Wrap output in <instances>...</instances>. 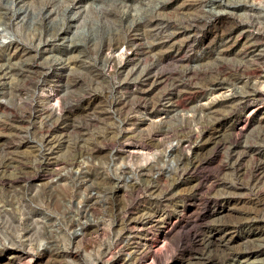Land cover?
Wrapping results in <instances>:
<instances>
[{
  "label": "rangeland",
  "instance_id": "obj_1",
  "mask_svg": "<svg viewBox=\"0 0 264 264\" xmlns=\"http://www.w3.org/2000/svg\"><path fill=\"white\" fill-rule=\"evenodd\" d=\"M205 250L264 264V0H0V264Z\"/></svg>",
  "mask_w": 264,
  "mask_h": 264
},
{
  "label": "bare ground",
  "instance_id": "obj_2",
  "mask_svg": "<svg viewBox=\"0 0 264 264\" xmlns=\"http://www.w3.org/2000/svg\"><path fill=\"white\" fill-rule=\"evenodd\" d=\"M212 235H214V234H212ZM209 236V239L207 240V244H206V247H207V251H211V248H212V250L215 248V249H220L221 251H222V253H223V251H226V249L222 246V244H221V240H220V238H217V236H216V238L214 237V236ZM206 250L203 252L202 251V253H200L198 256H195L194 258H193V262H192V264H207L206 263V259H207V257H206V255H208L206 252H207ZM230 253L228 252V250H227V252H226V255L228 256Z\"/></svg>",
  "mask_w": 264,
  "mask_h": 264
}]
</instances>
